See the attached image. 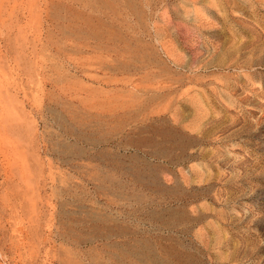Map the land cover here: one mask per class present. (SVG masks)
Here are the masks:
<instances>
[{
	"label": "rangeland",
	"instance_id": "rangeland-1",
	"mask_svg": "<svg viewBox=\"0 0 264 264\" xmlns=\"http://www.w3.org/2000/svg\"><path fill=\"white\" fill-rule=\"evenodd\" d=\"M0 264H264V0H0Z\"/></svg>",
	"mask_w": 264,
	"mask_h": 264
},
{
	"label": "bare ground",
	"instance_id": "bare-ground-1",
	"mask_svg": "<svg viewBox=\"0 0 264 264\" xmlns=\"http://www.w3.org/2000/svg\"><path fill=\"white\" fill-rule=\"evenodd\" d=\"M154 75L156 77V74H154ZM154 75H152V76L154 77ZM152 76H146V77H152ZM164 86H165V84H164ZM138 91L140 92V94L135 95L133 100L129 101L127 99L128 101H124V102L118 101V103L120 102L118 104L119 105L118 108H120L121 110H124V111H129V109H142V108H144L145 109V110H143L145 112L144 117H146L147 114H153L151 112L155 111V108H157L156 105L159 104V102L163 100V96L160 94H157L158 90H152L151 87H148V88L147 87H143V88L140 87V88H138ZM149 91H152L153 93L150 94ZM136 92L137 91H135V93ZM157 115H159V113L155 112L154 116H157Z\"/></svg>",
	"mask_w": 264,
	"mask_h": 264
}]
</instances>
